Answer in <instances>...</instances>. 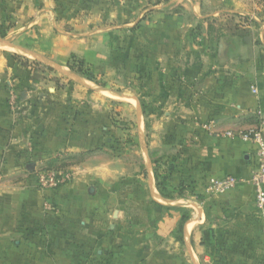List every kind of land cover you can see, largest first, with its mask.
<instances>
[{"label":"crops","instance_id":"crops-1","mask_svg":"<svg viewBox=\"0 0 264 264\" xmlns=\"http://www.w3.org/2000/svg\"><path fill=\"white\" fill-rule=\"evenodd\" d=\"M59 3L0 0V29L10 23L15 46L63 68L77 43L63 31L64 18H57L65 13ZM240 14L253 21L223 31L211 54L197 56L189 71L177 70L176 100L168 107L176 118L165 111L152 128L163 134L151 140L178 147L174 178L192 181L217 221L234 224L255 212L264 230V208L255 206L250 184L252 146L224 136L264 119V7L254 4ZM14 53L0 50V264H200V225L207 221L202 206L177 237L167 230L131 231L122 227L127 202L106 197L109 182L119 185L106 167L70 169V179L58 187L38 182L42 166L58 156L100 148L107 108L55 74L44 71L33 80L31 60L21 62ZM137 127L139 133V121ZM227 175L238 178L232 189L206 192L208 178ZM151 178L148 173L153 194Z\"/></svg>","mask_w":264,"mask_h":264},{"label":"rangeland","instance_id":"rangeland-1","mask_svg":"<svg viewBox=\"0 0 264 264\" xmlns=\"http://www.w3.org/2000/svg\"><path fill=\"white\" fill-rule=\"evenodd\" d=\"M254 4L264 7V0H60L58 7L65 13L57 18H64L63 31L77 43L70 63L83 60L95 81L84 79L66 64L67 68L60 69L71 75L58 72L43 59L22 54L9 36L10 23L4 25L0 39L13 46L0 43V50L15 52L24 63L31 60L36 75L47 71L60 76L72 89L96 96L88 101L107 108L99 149L93 146L72 156H58L54 164L42 168L69 173L80 166H104L109 174L115 172L119 185L109 182L106 197L116 194L122 203L127 202L122 212L128 219L122 227L131 231L167 230L177 237L183 222L202 206L207 221L200 225V264H264V230L259 216L251 212L249 218L242 217L245 221L234 224L217 221L219 215L207 204H200L202 197L192 181L174 178L178 147L157 146L151 140L163 134L159 128L152 129L155 120L160 121L176 100L172 90L179 82L177 70L183 66L189 71L197 56L211 54L223 31L233 33L238 25L251 23L253 20L240 12ZM168 113L176 118L175 109ZM151 131L154 137H150ZM148 173L152 174L153 194L146 182ZM209 228L213 232L206 231Z\"/></svg>","mask_w":264,"mask_h":264},{"label":"built area","instance_id":"built-area-1","mask_svg":"<svg viewBox=\"0 0 264 264\" xmlns=\"http://www.w3.org/2000/svg\"><path fill=\"white\" fill-rule=\"evenodd\" d=\"M13 96L10 98V105L13 104ZM225 137L237 139L251 144V155L253 167L250 176V184L253 187L255 206L262 210L264 208V119L246 131L228 130ZM46 171V170H45ZM70 179L68 173L52 169L42 172L37 176L40 184L48 187H58ZM238 183V178L227 175L223 178L210 177L206 183V192L210 194H221L232 189Z\"/></svg>","mask_w":264,"mask_h":264},{"label":"trees","instance_id":"trees-1","mask_svg":"<svg viewBox=\"0 0 264 264\" xmlns=\"http://www.w3.org/2000/svg\"><path fill=\"white\" fill-rule=\"evenodd\" d=\"M75 58V55L74 54H71L70 55V58L68 59V61L66 62V66L70 69V70H72V71H74V72H76V73H78L79 75H81L84 79H86V80H90V81H95L94 80V76H93V72L90 70V68L87 66V64L83 61V60H81V59H77V60H75V62H73V63H70V60L72 59H74ZM35 70H37L36 69V66L35 67H33V71L35 72ZM33 72V74H32V76H31V78L33 79V80H37L38 78H39V76H38V74L36 75L35 73ZM183 218H184V216H183ZM185 221V220H184ZM206 231H208V232H213L212 230H211V228H209L208 230H206Z\"/></svg>","mask_w":264,"mask_h":264},{"label":"water","instance_id":"water-1","mask_svg":"<svg viewBox=\"0 0 264 264\" xmlns=\"http://www.w3.org/2000/svg\"><path fill=\"white\" fill-rule=\"evenodd\" d=\"M0 43L5 44V45H8V46H13V45L10 44V42L7 41V40H2V39H0ZM14 48L19 49L21 52L29 53V54H31V55H32L33 57H35V58L43 59L47 64L53 66L58 72H60V73H62V74H65V75H66V74H67V75H71V74L65 72L64 70L60 69V67H58L55 63H53L51 60L47 59V58L44 57V56H41V55H39V54H35V53H33V52H30V51H27V50H24V49H21V48L15 46V45H14ZM105 91H107V92H109V93H111V94L117 95V96H119V97H122V98H125V97H126L124 94H121V93H119V92H115V91H111V90H107V89H105ZM89 190H90V192H91V191L93 190V188H90Z\"/></svg>","mask_w":264,"mask_h":264}]
</instances>
